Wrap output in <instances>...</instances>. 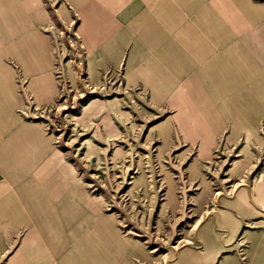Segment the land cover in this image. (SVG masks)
<instances>
[{
  "label": "rangeland",
  "instance_id": "rangeland-1",
  "mask_svg": "<svg viewBox=\"0 0 264 264\" xmlns=\"http://www.w3.org/2000/svg\"><path fill=\"white\" fill-rule=\"evenodd\" d=\"M85 1L39 0L55 93L39 98L16 69L18 114L42 125L89 201L136 245L132 264H264V87L242 86L232 110L207 100L200 114L178 84L162 93L150 83L160 46L147 39L162 36L147 25L161 19L151 0H120L119 50L105 58L93 38L96 0ZM170 2V22L184 24L167 36H187L191 1ZM258 21L264 49V13ZM2 208L0 264L42 262L23 252L28 226L3 220Z\"/></svg>",
  "mask_w": 264,
  "mask_h": 264
},
{
  "label": "crops",
  "instance_id": "crops-1",
  "mask_svg": "<svg viewBox=\"0 0 264 264\" xmlns=\"http://www.w3.org/2000/svg\"><path fill=\"white\" fill-rule=\"evenodd\" d=\"M180 1L185 0H177L178 5ZM188 1L194 14L193 28L188 29L191 32L187 36L175 37L167 36V27L174 29L184 24H180L184 18L180 15L170 22L169 10L175 4L170 0L149 3V12L159 13L161 19H150L147 25L162 35L147 39L148 45L160 46L153 55L159 63L152 71L156 76L149 77L150 83L159 86L162 93L168 91L170 83L178 84L176 96L181 100L180 95L186 93L187 103L200 114L210 108L207 100L211 104L221 102L224 109L232 110L233 93H240L242 86L264 87V49L257 32L264 6L250 0ZM84 2L72 0L74 6ZM119 3L120 0H96L94 4L93 38L103 58L110 49L119 50L120 35H114L119 27ZM39 5V0H0L3 220L28 226L33 242L24 244L23 252L43 263L132 264L136 245L116 230L111 217L99 213L97 201H89L74 181L72 167L64 162L42 125L25 121L17 112L22 96L13 81L16 69L29 79L31 90L39 98H51L55 93L50 44L41 33ZM250 14L255 19L252 22ZM213 92L218 96L213 98ZM258 253L264 255V242L259 243ZM56 255H60L57 261Z\"/></svg>",
  "mask_w": 264,
  "mask_h": 264
}]
</instances>
